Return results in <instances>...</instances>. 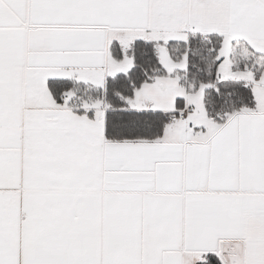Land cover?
I'll use <instances>...</instances> for the list:
<instances>
[{
  "label": "snow or ice",
  "instance_id": "1",
  "mask_svg": "<svg viewBox=\"0 0 264 264\" xmlns=\"http://www.w3.org/2000/svg\"><path fill=\"white\" fill-rule=\"evenodd\" d=\"M0 264H264V0H0Z\"/></svg>",
  "mask_w": 264,
  "mask_h": 264
}]
</instances>
